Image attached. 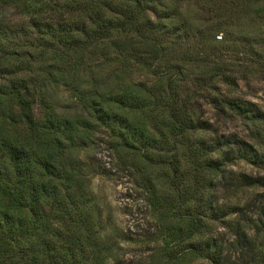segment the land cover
Listing matches in <instances>:
<instances>
[{
  "label": "rangeland",
  "instance_id": "rangeland-1",
  "mask_svg": "<svg viewBox=\"0 0 264 264\" xmlns=\"http://www.w3.org/2000/svg\"><path fill=\"white\" fill-rule=\"evenodd\" d=\"M135 1L145 2L140 16L149 20L150 28L144 37L133 31L115 36L94 50H79L69 62L63 33L55 36L54 30L63 24L71 0H0V85L14 81L10 73L20 68L19 78L42 88L41 93L37 89L35 114L44 112L42 96L59 118L80 121V126L82 119L91 122L75 130L77 146L64 154L72 178L73 224L81 219L73 231L84 260L215 264L194 254L190 241H175L184 232L185 214L211 204L227 216L210 227L207 222L205 235L192 241H201L203 248L211 238L213 249L222 251L220 264H264V0H134L124 9L135 13ZM155 48L161 50L157 57ZM174 80L180 99L189 100L186 107L198 128L170 148L164 96ZM136 92L158 108L126 113L130 123L157 139L151 151L142 140L123 145L83 111L85 93H96L98 102L115 109L112 101ZM197 142L212 146L211 158L223 165L216 177L221 185L206 192V205L182 195L193 184V164L182 155ZM175 161L182 164V173L173 178L166 167ZM50 218L51 230H67L65 220ZM84 226L94 237L92 248L86 244ZM242 234L249 244L243 243ZM41 242L33 240L32 248L42 251ZM15 244L8 243L7 249Z\"/></svg>",
  "mask_w": 264,
  "mask_h": 264
},
{
  "label": "trees",
  "instance_id": "trees-1",
  "mask_svg": "<svg viewBox=\"0 0 264 264\" xmlns=\"http://www.w3.org/2000/svg\"><path fill=\"white\" fill-rule=\"evenodd\" d=\"M12 1L10 0L13 4ZM123 1L125 4L117 6L99 0L81 2L71 0L68 3L65 8L67 16L62 20V25L57 24L54 35L59 36L63 33L69 62L79 50L87 48L89 51L94 50L96 46L101 43L104 45L105 41L112 40L115 36H127L132 31L141 37L145 36L150 28L149 20L140 16L144 15V11L141 10L145 2L135 1L137 11L133 13L126 11L123 6L134 0ZM3 31V18H0V33ZM160 52L161 50L155 48V57ZM129 60L127 57L124 63ZM140 60L142 64L147 58ZM19 69L15 68L10 73L14 76V81L0 85V264H86L82 253L83 246L78 235L73 231L75 226L79 227L81 219L78 217L77 224H73L76 219L71 217V212L75 208L73 207L75 202L70 196L72 178L69 173L71 171L68 170L67 165H64V154L68 149L77 146L75 130L86 129L85 125L90 127L91 122L82 119L83 125L80 126V121L73 122L59 118L42 96L39 102L44 112L42 110L41 114H35L36 97H39L37 89L41 93L42 88L19 78L22 74ZM177 89L175 80L169 81L167 95L164 96L172 130L170 148L175 146L178 139L190 136L198 128L186 107V102L189 100L180 99ZM136 93L137 96L122 97L112 101L116 106L115 109L98 102L96 93H85L82 96L83 111L94 119L95 123L109 129L123 145L131 147L130 143L134 144V141L140 143L144 141L145 149L151 151L156 148L153 144L157 143V139L151 133L135 127L134 121L130 123L126 113L141 111L147 114L148 111L153 112L158 108L151 106L149 97L140 99L139 92ZM180 100L182 103H179ZM212 154V146L208 147L204 142H197L191 147L190 153L186 156L182 155L188 159L187 163L193 164L192 188L189 194L185 192L182 195L200 205H206L205 195L209 189L221 185L216 177L223 167L222 161L211 158ZM177 163L175 161L174 164L166 167L167 170H171L173 178L182 173V164ZM222 178L224 179L223 176ZM230 181L235 182L233 177ZM227 185L232 186V183ZM53 215L66 221L65 232L49 228V224L53 221L50 217ZM185 215L186 218L182 221L184 232L180 233L181 237L175 238L177 244L190 241L188 247L194 254L220 264L222 251L213 249L214 246L210 244L211 238L206 241L203 248L200 246L201 241L195 243L192 238L205 235L207 222L210 227V223L227 216L223 208L209 204L197 213ZM241 226L240 230L246 235ZM83 230H85L87 246L94 247L92 233L87 232L85 226ZM71 234L76 236L72 237ZM243 234L241 235L245 238L243 243L249 244L246 240L250 239ZM40 238L42 251L32 248L33 240ZM13 242L16 243V248L12 247L8 250V243ZM252 248L255 249L254 245ZM38 254L43 257L41 260H38Z\"/></svg>",
  "mask_w": 264,
  "mask_h": 264
}]
</instances>
